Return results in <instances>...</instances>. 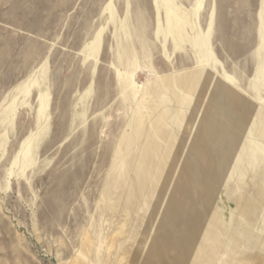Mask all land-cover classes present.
I'll return each mask as SVG.
<instances>
[{"label": "rangeland", "instance_id": "rangeland-1", "mask_svg": "<svg viewBox=\"0 0 264 264\" xmlns=\"http://www.w3.org/2000/svg\"><path fill=\"white\" fill-rule=\"evenodd\" d=\"M0 264H264V0H0Z\"/></svg>", "mask_w": 264, "mask_h": 264}]
</instances>
